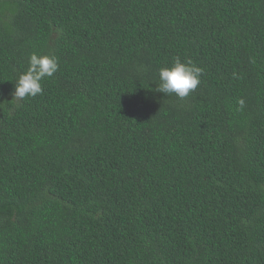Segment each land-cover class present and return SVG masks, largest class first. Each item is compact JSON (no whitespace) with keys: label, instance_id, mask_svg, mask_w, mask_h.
Wrapping results in <instances>:
<instances>
[{"label":"trees","instance_id":"16d2710c","mask_svg":"<svg viewBox=\"0 0 264 264\" xmlns=\"http://www.w3.org/2000/svg\"><path fill=\"white\" fill-rule=\"evenodd\" d=\"M0 264H264V0H0Z\"/></svg>","mask_w":264,"mask_h":264},{"label":"clouds","instance_id":"9594fccd","mask_svg":"<svg viewBox=\"0 0 264 264\" xmlns=\"http://www.w3.org/2000/svg\"><path fill=\"white\" fill-rule=\"evenodd\" d=\"M59 69L55 56L38 55L32 53L28 59V67L21 73L14 83L13 96L16 99L35 97L43 93L41 82L46 77H52ZM203 69L192 61L182 62L176 57L170 66L161 67L158 72L159 84L156 92L165 96L176 95L186 98L190 92L195 91L200 83ZM243 106V101L240 102Z\"/></svg>","mask_w":264,"mask_h":264}]
</instances>
